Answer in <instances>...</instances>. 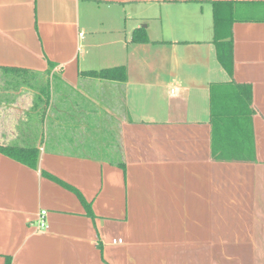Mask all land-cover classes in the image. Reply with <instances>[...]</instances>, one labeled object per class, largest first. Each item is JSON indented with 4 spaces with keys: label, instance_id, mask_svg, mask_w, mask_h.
Wrapping results in <instances>:
<instances>
[{
    "label": "crops",
    "instance_id": "crops-1",
    "mask_svg": "<svg viewBox=\"0 0 264 264\" xmlns=\"http://www.w3.org/2000/svg\"><path fill=\"white\" fill-rule=\"evenodd\" d=\"M230 82L254 151L218 160L210 87ZM0 144L40 151L0 153V264H264V0H0Z\"/></svg>",
    "mask_w": 264,
    "mask_h": 264
},
{
    "label": "trees",
    "instance_id": "trees-1",
    "mask_svg": "<svg viewBox=\"0 0 264 264\" xmlns=\"http://www.w3.org/2000/svg\"><path fill=\"white\" fill-rule=\"evenodd\" d=\"M214 8V32L217 44V57L227 72L232 70V45L231 41H220L219 28L226 20L219 16L217 4ZM133 41L147 43L148 38L143 30L134 32ZM47 74L50 75L52 70ZM6 73L19 75V69L4 68ZM13 73V74H12ZM35 77V74L32 73ZM84 75L101 80L125 81L127 71L125 67H114L100 71H86ZM24 77V76H23ZM34 90L41 95L35 100L34 108L45 110L50 102V93L53 85L33 79ZM211 95V123H212V156L218 160L245 159L250 152L254 151V137L252 131V91L247 85L234 82L225 84H213L210 87ZM0 153L32 169L38 167L39 148L35 145L0 144ZM6 264H9L7 262Z\"/></svg>",
    "mask_w": 264,
    "mask_h": 264
},
{
    "label": "built area",
    "instance_id": "built-area-1",
    "mask_svg": "<svg viewBox=\"0 0 264 264\" xmlns=\"http://www.w3.org/2000/svg\"><path fill=\"white\" fill-rule=\"evenodd\" d=\"M46 215H47L46 211H42L39 215L37 224H38L39 229H41V230H47L49 228L47 220H46ZM114 243L120 244V243H122V240L121 239L116 240V241H114Z\"/></svg>",
    "mask_w": 264,
    "mask_h": 264
}]
</instances>
